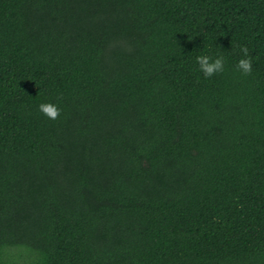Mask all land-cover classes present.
<instances>
[{"label": "trees", "instance_id": "obj_1", "mask_svg": "<svg viewBox=\"0 0 264 264\" xmlns=\"http://www.w3.org/2000/svg\"><path fill=\"white\" fill-rule=\"evenodd\" d=\"M0 264H264V0H0Z\"/></svg>", "mask_w": 264, "mask_h": 264}, {"label": "clouds", "instance_id": "obj_2", "mask_svg": "<svg viewBox=\"0 0 264 264\" xmlns=\"http://www.w3.org/2000/svg\"><path fill=\"white\" fill-rule=\"evenodd\" d=\"M240 52L242 53V57L238 60L236 68L242 75H248L252 71V61L249 57L248 49L241 47ZM196 62L205 78L222 73L225 69V56L221 54H216L215 56L199 55L196 57ZM38 108L43 115L51 120L57 119L60 115L59 108L53 103H41Z\"/></svg>", "mask_w": 264, "mask_h": 264}]
</instances>
